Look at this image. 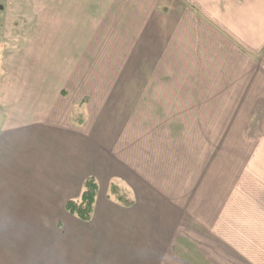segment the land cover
Here are the masks:
<instances>
[{"label": "crops", "instance_id": "1", "mask_svg": "<svg viewBox=\"0 0 264 264\" xmlns=\"http://www.w3.org/2000/svg\"><path fill=\"white\" fill-rule=\"evenodd\" d=\"M0 1V264H264V0Z\"/></svg>", "mask_w": 264, "mask_h": 264}, {"label": "trees", "instance_id": "2", "mask_svg": "<svg viewBox=\"0 0 264 264\" xmlns=\"http://www.w3.org/2000/svg\"><path fill=\"white\" fill-rule=\"evenodd\" d=\"M114 192H116L115 188ZM97 193L98 184L96 180L93 178L87 179L84 183L81 198L78 201L68 202L67 211L83 221H89L92 217Z\"/></svg>", "mask_w": 264, "mask_h": 264}, {"label": "rangeland", "instance_id": "3", "mask_svg": "<svg viewBox=\"0 0 264 264\" xmlns=\"http://www.w3.org/2000/svg\"><path fill=\"white\" fill-rule=\"evenodd\" d=\"M1 4H5V3L3 1H0V5ZM11 36L12 35H10L5 25V14L0 13V81L4 73V69H3L4 68L3 63L5 61L4 59L9 54V48H11L10 44H12V43L7 42V41H10ZM1 117H2V114L0 113V127L2 125ZM263 125L264 124L261 123V128L260 129L257 128L253 131L254 136L259 137L264 134Z\"/></svg>", "mask_w": 264, "mask_h": 264}]
</instances>
